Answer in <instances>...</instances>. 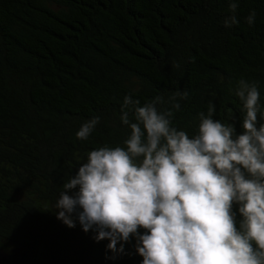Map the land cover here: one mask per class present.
<instances>
[{"label":"trees","instance_id":"obj_1","mask_svg":"<svg viewBox=\"0 0 264 264\" xmlns=\"http://www.w3.org/2000/svg\"><path fill=\"white\" fill-rule=\"evenodd\" d=\"M229 4L0 0V264H142L135 237L111 259L109 240L96 242L78 220L69 228L56 202L90 151L124 146L127 94L140 106L163 96L161 111L179 102L174 124L190 136L210 102L214 120H242L241 78L258 82L264 107V0H239L238 23L226 28ZM93 117L88 140L78 139Z\"/></svg>","mask_w":264,"mask_h":264},{"label":"clouds","instance_id":"obj_2","mask_svg":"<svg viewBox=\"0 0 264 264\" xmlns=\"http://www.w3.org/2000/svg\"><path fill=\"white\" fill-rule=\"evenodd\" d=\"M238 7L230 0L226 28L238 23ZM255 18L253 10L245 19L253 26ZM235 95L243 103L241 121L231 113V122L214 120L210 102L191 136L174 124L179 102L161 111L163 96L140 106L125 95L124 146L88 153L62 186L57 219L69 228L78 220L96 242L109 240L111 259L135 237L142 264H264V107L256 81L241 78ZM176 97L188 92L170 102ZM99 121L82 124L77 138L87 141Z\"/></svg>","mask_w":264,"mask_h":264}]
</instances>
